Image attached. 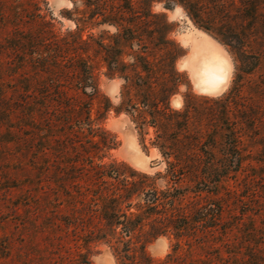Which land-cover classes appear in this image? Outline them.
I'll return each instance as SVG.
<instances>
[{"label":"rangeland","instance_id":"obj_1","mask_svg":"<svg viewBox=\"0 0 264 264\" xmlns=\"http://www.w3.org/2000/svg\"><path fill=\"white\" fill-rule=\"evenodd\" d=\"M181 1L0 0V264H256L264 55L205 9L239 34L240 0ZM194 37L229 59L217 93Z\"/></svg>","mask_w":264,"mask_h":264},{"label":"trees","instance_id":"obj_2","mask_svg":"<svg viewBox=\"0 0 264 264\" xmlns=\"http://www.w3.org/2000/svg\"><path fill=\"white\" fill-rule=\"evenodd\" d=\"M185 1V0H184ZM179 2L182 4V1L179 0ZM202 4V3H201ZM240 6L239 7H234L237 9L235 11L236 14L240 15V22L242 23L241 26V31L239 34L236 32H233L232 29V21H233V14L229 11L228 7H226L225 4H217L215 3L213 7L211 8H205L206 10H209V14H212L214 17L219 16V19H216L217 21H221V24L224 25H229V29L231 30L232 34L234 36H244L245 39L242 41L243 47L249 48L250 45H253L254 40H258L257 43H255V46L251 47L253 50H256V53L259 55H264V0H240ZM193 8V7H192ZM194 10V9H193ZM237 16V15H235ZM243 26V27H242ZM246 26H249V28H246ZM223 43L228 45L224 40H222ZM2 106H5L3 103L1 105L0 101V115L6 114L7 119L1 118L0 117V135L3 133L1 132L3 128H6L5 134L12 136V128H13V120L15 118V109L12 107L10 109L5 108L1 109ZM27 106V105H26ZM8 144L12 142L11 140H7ZM236 144V143H234ZM235 147H230L229 148V155L232 157V155H236L238 153V146L234 145ZM10 147V146H9ZM232 151L233 153H230ZM238 156V155H236ZM242 169V166L240 165L239 158L238 161L234 164L233 161H231L227 167H225V175L229 177L230 174H233L234 172H238L239 170ZM218 169L213 168V172L217 173ZM220 176V175H219ZM155 197H153L150 201H148L150 204H156L157 201H155ZM115 210V208H112ZM260 210V209H259ZM115 214V213H114ZM117 216V215H115ZM261 216L262 215L261 212ZM157 230L155 227H153V230ZM163 233H158V235H162ZM264 248L258 249V254L256 258H254L253 262L256 264H264V255H263Z\"/></svg>","mask_w":264,"mask_h":264},{"label":"bare ground","instance_id":"obj_3","mask_svg":"<svg viewBox=\"0 0 264 264\" xmlns=\"http://www.w3.org/2000/svg\"><path fill=\"white\" fill-rule=\"evenodd\" d=\"M189 41L193 49L187 66L193 71L197 80L196 84L205 93L221 91L229 81L231 71L229 59L215 42L206 37H194Z\"/></svg>","mask_w":264,"mask_h":264}]
</instances>
